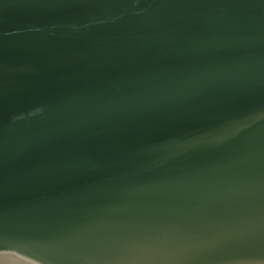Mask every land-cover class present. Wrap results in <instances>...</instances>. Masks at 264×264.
<instances>
[{"label": "water", "instance_id": "1", "mask_svg": "<svg viewBox=\"0 0 264 264\" xmlns=\"http://www.w3.org/2000/svg\"><path fill=\"white\" fill-rule=\"evenodd\" d=\"M0 264H264V0H0Z\"/></svg>", "mask_w": 264, "mask_h": 264}]
</instances>
